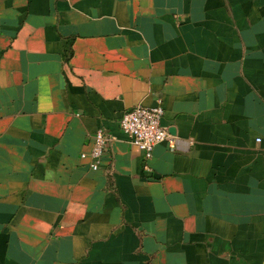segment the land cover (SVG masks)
Returning a JSON list of instances; mask_svg holds the SVG:
<instances>
[{
	"label": "crops",
	"instance_id": "0c3cea01",
	"mask_svg": "<svg viewBox=\"0 0 264 264\" xmlns=\"http://www.w3.org/2000/svg\"><path fill=\"white\" fill-rule=\"evenodd\" d=\"M0 264H264V0H0Z\"/></svg>",
	"mask_w": 264,
	"mask_h": 264
},
{
	"label": "built area",
	"instance_id": "2783aa9c",
	"mask_svg": "<svg viewBox=\"0 0 264 264\" xmlns=\"http://www.w3.org/2000/svg\"><path fill=\"white\" fill-rule=\"evenodd\" d=\"M165 109L162 104L155 106L136 105L129 109L121 118L120 126L129 136L131 142L138 146L144 154V160L152 158L154 147L162 141H173L167 128L163 125ZM114 137L104 128H99L93 135L90 167L93 170L100 168L102 158ZM82 153L81 157H87ZM149 168L148 166H146Z\"/></svg>",
	"mask_w": 264,
	"mask_h": 264
}]
</instances>
